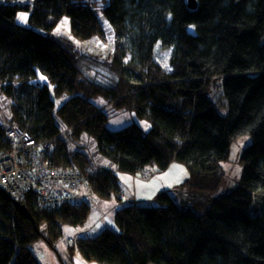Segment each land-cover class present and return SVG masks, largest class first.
<instances>
[{
	"label": "trees",
	"instance_id": "obj_1",
	"mask_svg": "<svg viewBox=\"0 0 264 264\" xmlns=\"http://www.w3.org/2000/svg\"><path fill=\"white\" fill-rule=\"evenodd\" d=\"M29 10L26 26L17 21ZM101 9V13H98ZM66 15L73 37L52 30ZM114 29V84L94 86L83 77L77 39ZM38 70L52 84L33 82ZM223 85L228 112L210 98ZM0 89L10 105L0 113V150L10 148L7 129L17 124L57 168H73L104 198L121 197L116 169L136 174L173 161L189 168L177 202L169 190L157 205L128 202L115 213L118 230L106 227L78 239L83 256L101 264H264V0H0ZM135 111L151 123L120 129L90 96ZM217 92V91H216ZM70 94L57 114L68 132L92 135L114 165H94L62 136L55 97ZM215 95V94H214ZM250 133L240 180L221 190L220 161L237 136ZM116 168V169H115ZM0 186V264H40L30 243L46 220L53 238L60 221L82 223L94 200L41 207L31 191L19 204ZM5 191V190H4ZM17 201V200H16ZM50 242L51 239L49 238Z\"/></svg>",
	"mask_w": 264,
	"mask_h": 264
},
{
	"label": "rangeland",
	"instance_id": "obj_2",
	"mask_svg": "<svg viewBox=\"0 0 264 264\" xmlns=\"http://www.w3.org/2000/svg\"><path fill=\"white\" fill-rule=\"evenodd\" d=\"M84 2L98 1L100 4H107L110 0H82ZM101 13V9H98ZM21 14H25L27 19L21 20ZM29 10L20 9L17 15V21L26 26H33L29 22ZM103 21V18H102ZM103 32L94 35L88 39H77L80 55L78 65L80 73L86 77V70L91 69L93 78H95L94 86L109 88L114 83V72L111 68L113 53L115 52V34L114 29L107 20L103 21ZM41 32L47 33L55 37H73L70 28L69 18L64 15L58 24L52 30H44L39 27H34ZM88 51V52H86ZM87 53V54H84ZM91 53V54H89ZM85 67V68H83ZM94 69H93V68ZM43 77L44 79H41ZM33 82L48 84L52 88V84L46 74L38 70L37 75L33 78ZM70 94L66 93L61 97H55L56 108L55 114L58 123L62 127V136L66 138L72 149L84 150L89 160L94 165H114L111 160L103 156L98 151L96 139L88 132H84L80 138L73 136L68 132V127L61 121L57 114V107ZM90 99L98 106H102L108 115L107 126L112 129H120L132 122H138L144 131L149 130L151 123L146 118H140L135 111L127 109L125 106H116L108 101L107 95L103 92H98L90 96ZM213 102L219 112L226 114L228 112V102L224 94L223 85L218 86V90L213 97ZM9 100L0 89V108H7ZM253 138L250 133H244L237 136L230 144L229 155L227 158L220 161V170L222 172L221 190L224 192L228 185L237 183L240 180L243 172L244 164L241 161V155L244 149L251 144ZM116 169V168H115ZM119 182H121V193H125L122 198L116 193H113L109 198H104L98 193L94 196V203L90 208L87 217L82 223L73 224L60 221V232L55 238L49 232L48 223L46 220L40 222L41 235L30 243V247L39 260L40 264H101L95 260H89L83 256L78 248V239L83 236H95L103 228L109 227L118 230L115 219L116 210L131 202L129 199L140 200L145 202L146 197L152 198L145 204L157 205V194L164 190H169L175 200L181 203L183 197L179 193L181 184L190 177V171L187 165L173 161L166 169L159 171L160 175L149 177L141 182L140 172L129 173L116 169ZM135 175H137L135 177ZM132 199V200H133ZM145 199L144 201H142ZM135 201V200H133ZM51 239V242L49 240Z\"/></svg>",
	"mask_w": 264,
	"mask_h": 264
},
{
	"label": "built area",
	"instance_id": "obj_3",
	"mask_svg": "<svg viewBox=\"0 0 264 264\" xmlns=\"http://www.w3.org/2000/svg\"><path fill=\"white\" fill-rule=\"evenodd\" d=\"M7 135L10 148L0 150V186L12 199L21 202L34 191L44 208L93 201L94 190L84 175L49 163L45 155L50 152V142L36 141L15 123H10Z\"/></svg>",
	"mask_w": 264,
	"mask_h": 264
},
{
	"label": "crops",
	"instance_id": "obj_4",
	"mask_svg": "<svg viewBox=\"0 0 264 264\" xmlns=\"http://www.w3.org/2000/svg\"><path fill=\"white\" fill-rule=\"evenodd\" d=\"M103 21H105V19L103 18ZM86 52H88V51H86ZM84 54H87V53H84ZM89 54H91V53H89ZM83 68H85V67H83ZM93 68V67H92ZM94 69V68H93ZM86 70V74H87V76H86V78H88V77H92L93 78V72L91 71V69H85ZM89 79V78H88ZM1 117V116H0ZM160 170L155 166V165H150V166H147L143 171H141L140 173V179L141 180H143V181H141V182H147V181H145V180H148V179H150L149 177H152V176H156V175H160V172H159ZM137 175H135V177H136ZM148 178V179H147ZM120 183V188H121V182H119ZM124 192L122 191V193H121V197L120 198H122V195L124 196ZM133 199V198H132ZM132 199H129L130 201H133V200H135L136 202H138V203H142L140 200H136L135 198L132 200ZM152 198H148V197H146V200L145 199H143L142 201H144L145 200V202H143L142 204H145L146 202H148V201H150Z\"/></svg>",
	"mask_w": 264,
	"mask_h": 264
},
{
	"label": "water",
	"instance_id": "obj_5",
	"mask_svg": "<svg viewBox=\"0 0 264 264\" xmlns=\"http://www.w3.org/2000/svg\"><path fill=\"white\" fill-rule=\"evenodd\" d=\"M188 5H189V7L192 8V9H193V8H196V6H197V0H188ZM215 84H216V86H215V88H214L212 94L210 95V98H211V99L214 97V94H215L216 91H217V85H218V82H216ZM3 192H5V193L8 195V193H7L6 191L3 190ZM12 200H13L14 203L19 204L18 201L14 200V199H12Z\"/></svg>",
	"mask_w": 264,
	"mask_h": 264
},
{
	"label": "snow or ice",
	"instance_id": "obj_6",
	"mask_svg": "<svg viewBox=\"0 0 264 264\" xmlns=\"http://www.w3.org/2000/svg\"><path fill=\"white\" fill-rule=\"evenodd\" d=\"M20 19L21 20H26L27 19V17H26V15L25 14H21V16H20ZM41 79H44L43 77H41Z\"/></svg>",
	"mask_w": 264,
	"mask_h": 264
}]
</instances>
